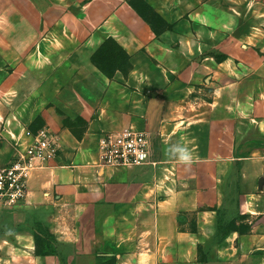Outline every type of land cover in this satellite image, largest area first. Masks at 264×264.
<instances>
[{
    "label": "crops",
    "instance_id": "1",
    "mask_svg": "<svg viewBox=\"0 0 264 264\" xmlns=\"http://www.w3.org/2000/svg\"><path fill=\"white\" fill-rule=\"evenodd\" d=\"M127 128L153 165L96 168ZM22 129L59 152L0 209V264H264V0H0V169Z\"/></svg>",
    "mask_w": 264,
    "mask_h": 264
},
{
    "label": "built area",
    "instance_id": "2",
    "mask_svg": "<svg viewBox=\"0 0 264 264\" xmlns=\"http://www.w3.org/2000/svg\"><path fill=\"white\" fill-rule=\"evenodd\" d=\"M59 145L54 136L41 129H22L12 143L9 162L0 169V209L13 210L27 197V182L32 173L54 160ZM151 138L147 132L127 128L100 136L97 143L98 169H132L150 162ZM153 165V164H152Z\"/></svg>",
    "mask_w": 264,
    "mask_h": 264
},
{
    "label": "rangeland",
    "instance_id": "3",
    "mask_svg": "<svg viewBox=\"0 0 264 264\" xmlns=\"http://www.w3.org/2000/svg\"><path fill=\"white\" fill-rule=\"evenodd\" d=\"M112 45L110 46L111 49ZM113 52H111L108 56V60H110L109 62H106V59L102 58V55L100 56V60L102 61V67L103 69H105L108 72L113 71L115 68H126L129 66L127 62H122V58L121 56H118V53L116 50L113 49ZM119 57V58H118ZM221 216L224 218L225 222H228L230 220V222L226 225H224V228H232V224H234L235 221H242V227L241 230L242 231H246L249 228V225L247 223V221H245L247 219V217L245 215H237L235 212H232L230 215L228 214H221ZM36 232H38L37 228H36ZM225 232V231H224ZM41 238H43V240L45 241L47 247L49 248L48 250L52 251L51 253H54L55 245H56V241L51 237V235L47 232H39ZM53 255V254H52ZM118 256L122 257L120 254H118ZM66 258H71V254L66 255ZM119 260L118 257H114L113 261L112 260H107V263H115ZM104 264V263H103Z\"/></svg>",
    "mask_w": 264,
    "mask_h": 264
},
{
    "label": "trees",
    "instance_id": "4",
    "mask_svg": "<svg viewBox=\"0 0 264 264\" xmlns=\"http://www.w3.org/2000/svg\"><path fill=\"white\" fill-rule=\"evenodd\" d=\"M111 45H112L113 49L117 51L118 56H121L122 62H127L128 63V58L124 54V52L120 48H118V46L111 39H108L102 44V46L99 48V50L96 52V54L93 57L94 64L100 69V71H102L105 74H108L110 72H108L105 69H103V67H102L103 63L100 60V56L102 55V58H104V59L108 58L109 54L111 52H113L112 47L110 49ZM109 61L110 60L106 59V62H109ZM116 69H121V68H115L114 70H116ZM231 226H232V228H230V229L223 228V230L226 231V232H228L229 230H235L233 225H231ZM36 228H37L38 232H36V234L34 236L35 247H36L35 253L37 255H40L41 253H43L41 255H45V256L52 255L53 254V253H51L52 251L48 250L49 248L47 247L45 241L43 240V238H41L40 233H39V232L47 233L48 232L47 228H45L44 226H41V225H37ZM42 244L44 245V247H43V251L40 252L39 251V246H41Z\"/></svg>",
    "mask_w": 264,
    "mask_h": 264
}]
</instances>
